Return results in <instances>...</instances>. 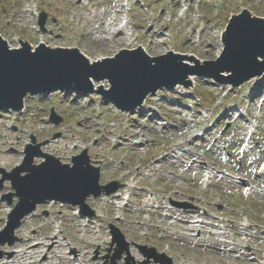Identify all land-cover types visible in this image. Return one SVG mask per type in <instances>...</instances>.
<instances>
[{
	"label": "rangeland",
	"instance_id": "1",
	"mask_svg": "<svg viewBox=\"0 0 264 264\" xmlns=\"http://www.w3.org/2000/svg\"><path fill=\"white\" fill-rule=\"evenodd\" d=\"M124 2L130 5L127 17L114 13L119 0H0V35L12 49L21 48V41L31 48L41 43L51 49H77L91 61L144 46L152 59L175 50L206 62L221 56L222 35L232 16L247 12L264 19V0ZM43 11L47 15L44 31L39 24ZM160 16L165 19L162 25L150 20ZM125 18L131 21L132 40L137 39L134 46L120 43L113 34L111 24L121 25ZM194 23L196 29H203L198 35ZM122 38L126 41L127 37ZM194 77L186 89L162 90L159 96L149 97L134 114L117 111L106 102L101 91L110 88L108 81H95L101 91L93 95L28 96L21 115L2 111L0 181L3 170L9 174L20 165L25 145L34 136L38 143H48L41 148L43 152L66 164L88 149L92 164L102 170L100 184L119 182L123 188L117 195L130 197L132 203L125 206L116 194L97 200L90 197L87 204L95 217L85 233L84 220L78 223L74 216L77 207L49 201L39 205L15 232L19 240L1 250L13 254L31 236L36 241L28 247L44 240L58 242L51 264H80L76 262L79 253L86 255L88 264H112L118 247L112 246V225L124 234L137 263L147 260L137 247L142 245L165 254L173 264H264V149L262 154L257 150L264 146V107H259L264 106V75L242 88ZM51 109L64 118L61 125L50 123ZM233 109H250V113L238 119L237 114L230 117ZM251 123L260 125L254 135L249 131ZM205 124L212 132L208 140L205 136L198 139ZM59 133L61 137L55 138ZM250 136L252 142L245 151ZM224 172L235 179L221 178ZM208 176L211 179L204 183ZM126 185L132 187L127 194ZM247 185L252 187L251 194L244 191ZM14 192L10 182L3 183L0 231L18 202L14 197L8 207L3 196ZM169 202L199 209H176ZM197 220L205 223L198 228L199 237ZM90 242L92 247L87 245ZM31 257L36 258L33 251L24 258ZM149 264L166 263L151 258Z\"/></svg>",
	"mask_w": 264,
	"mask_h": 264
},
{
	"label": "water",
	"instance_id": "2",
	"mask_svg": "<svg viewBox=\"0 0 264 264\" xmlns=\"http://www.w3.org/2000/svg\"><path fill=\"white\" fill-rule=\"evenodd\" d=\"M224 44L226 49L218 62L207 63L205 68L190 69L178 62L180 56L172 53L154 59L153 65L141 50L122 51L117 59H108L92 66L78 51H52L44 46L36 53L29 49L10 51L6 42L0 38V110L6 107L20 110L28 93L37 95L68 90L73 86L91 92L90 77L97 80L107 78L112 89L104 95L118 108L132 111L149 94L162 87L183 83L189 75L210 72L214 78L223 80L220 74L228 71L232 73L229 82L240 86L264 72V61L258 60V56L264 58L263 20L254 19L247 13L234 17L224 37ZM52 120L56 123L61 121L55 114ZM36 156L45 155L40 152L29 154L24 166L8 176L20 203L10 215L8 227L0 234V245L7 242L12 245L15 242L14 231L38 204L59 200L80 206L83 214L88 215L85 213V201L89 196L97 198L102 193L109 196L117 190L115 184L99 186L100 169L90 166L86 152L73 158V168L61 165L60 161L50 156H45V164L33 166ZM23 172L27 173L25 177H21ZM8 200L11 204V196ZM112 234L113 242L119 245L113 264L122 259L124 252L128 255L126 264H135L124 237L116 230ZM141 250L148 258L151 257L146 248ZM148 263L146 261L142 264Z\"/></svg>",
	"mask_w": 264,
	"mask_h": 264
},
{
	"label": "bare ground",
	"instance_id": "3",
	"mask_svg": "<svg viewBox=\"0 0 264 264\" xmlns=\"http://www.w3.org/2000/svg\"><path fill=\"white\" fill-rule=\"evenodd\" d=\"M119 1H121V3L118 4L117 10L114 12L115 15L116 16H122L123 14H126L127 15L128 14L127 7L129 5L127 6V4H125L124 0H119ZM127 1L129 2L130 0H127ZM200 18L201 17H199L198 19H200ZM150 20L153 21V22L155 21V23L157 25H162L161 23L165 21V19H164L163 16H160L157 20H154V19H150ZM125 21H127L125 24H124V22L121 21V25H118V24H114L113 25V23L111 24L112 27L114 26L113 34L118 36L120 43H126L129 46H134L135 41L137 39L132 40V38H133L132 37L133 36V31H132V28L130 26L131 21L130 20L128 21L127 19ZM105 26L106 25L104 24L103 27H105ZM108 26H110V25L108 24ZM193 28L195 29L194 34H197V35L203 30V29H199V28L196 29L197 28V24L196 23H194ZM102 29L105 31L104 28H102ZM127 30H128L129 33L126 32ZM222 36H224V33H223ZM122 37H127L126 38V41H124V39ZM20 43H21V46L27 45L26 42H22L21 41ZM162 43L165 44L164 42H162ZM32 48L34 49V47H32ZM142 50L144 52H146V53L149 52V51H147V48L144 47V46H142ZM173 52L175 54H181V53H178L175 50ZM181 55H185V58L181 59L179 62L180 63H186L190 67L194 66V64L196 62L197 63H201V64H202V62H204L202 60L199 62V59L195 55H187V54H181ZM85 58H86V60H88L89 63L97 62V61H91L87 57H85ZM258 59L260 61H263L264 58L262 56H258ZM103 60H98V61H103ZM152 62L154 63V59H152ZM262 75H264V73ZM193 78L194 77L187 78L186 82L191 81ZM258 78H260V76L259 77L252 78L247 83H250L252 81H255ZM186 85L187 84L178 85L177 87H175L173 89V91L176 90L178 87H183V86L185 87ZM93 86H94V91H97L98 86H97V84H96L95 81H93ZM210 131H211V129L207 128L205 130V135L206 134H209ZM206 170L209 171V167H206ZM211 172H214V171L212 170ZM231 178H232V176H231ZM126 187L127 188H126V190L124 192L125 193L126 192L128 193L129 190L132 189V187H130L128 185H126ZM245 187H247V186H245ZM117 197H119V199L121 198L120 201H123L124 200V199H122V196H120V195H117ZM88 228L90 229L91 228V225ZM23 231H25V230H22L20 232H23ZM23 233H25V232H23ZM216 235H219V234H216ZM35 241H36V238L35 237L26 236L25 239L20 244V246H19L20 249L17 250V252H13V254H12V252H5L3 259L0 261V264H51V259H54L55 249L57 248V245H59V244L57 242L52 241V240H44V241L40 242L39 245H37V246H34V247L30 246V247H28L29 246L28 245L29 243H33ZM87 245L89 247H92L93 246V243L90 242V243H87ZM48 249H51V250L48 251ZM8 250L10 251V249H8ZM29 251H33V253H35V255H36V258L35 259L31 257V258H28V260H26L24 258V257H27ZM62 258L66 259L65 256H62ZM76 258H77V261L76 262H78L80 264H88L85 254L84 255H81V253H79V255Z\"/></svg>",
	"mask_w": 264,
	"mask_h": 264
}]
</instances>
